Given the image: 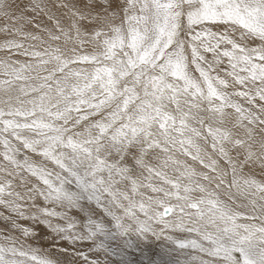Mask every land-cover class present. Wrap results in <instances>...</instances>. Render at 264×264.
I'll return each mask as SVG.
<instances>
[{
    "label": "snow or ice",
    "instance_id": "snow-or-ice-1",
    "mask_svg": "<svg viewBox=\"0 0 264 264\" xmlns=\"http://www.w3.org/2000/svg\"><path fill=\"white\" fill-rule=\"evenodd\" d=\"M0 264H264V0H0Z\"/></svg>",
    "mask_w": 264,
    "mask_h": 264
},
{
    "label": "rangeland",
    "instance_id": "rangeland-1",
    "mask_svg": "<svg viewBox=\"0 0 264 264\" xmlns=\"http://www.w3.org/2000/svg\"><path fill=\"white\" fill-rule=\"evenodd\" d=\"M189 162L191 163V161L189 160Z\"/></svg>",
    "mask_w": 264,
    "mask_h": 264
}]
</instances>
